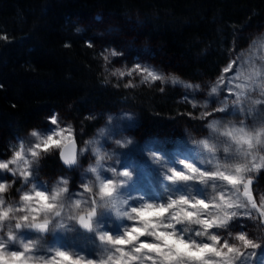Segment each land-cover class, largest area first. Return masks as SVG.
I'll use <instances>...</instances> for the list:
<instances>
[{"label": "rangeland", "instance_id": "obj_1", "mask_svg": "<svg viewBox=\"0 0 264 264\" xmlns=\"http://www.w3.org/2000/svg\"><path fill=\"white\" fill-rule=\"evenodd\" d=\"M78 24L80 33L88 32L91 40L101 47L105 77L111 84L123 88L155 87L164 81L169 70L166 58L157 44L143 39L132 18L123 20L99 14L81 17ZM226 69L215 83L208 84V89L200 90L197 102L190 106L188 119L193 120L192 125L199 134L196 143L174 139L164 144L161 143L163 133L143 136L142 130L135 135L119 120L128 114H109L104 125L92 136H81L78 163L72 170H65L55 182L54 179L46 180L45 171L38 170V159H44L54 152L60 153L69 139L83 134L82 130L73 129L61 112L54 111L28 135L11 142L7 156L0 159V162L8 163V169H0V184L5 185L0 190V211L11 209L9 217L0 221V225H3L0 227V237L7 240L8 228L11 227L17 239L15 243L7 244L6 250H23L21 241H32L38 246L33 250L34 256H50L54 254V249L63 248L82 259H92L97 264L109 258L114 262L121 258L118 249L131 253L133 246L112 245L106 239H100L102 234L118 236L123 234L126 226L142 227L140 219L135 216L130 219L124 214L130 213L131 206H140L145 201L167 202L170 197L183 195L206 199L210 206H220L204 210L205 214L215 213L216 225L206 234L196 237L198 241L211 242L210 235L219 234L221 241L218 246L227 240L230 246L240 247L242 242L238 237L242 233L258 245L243 249L247 264H262L264 204L261 201L264 198V183H255V175L264 172V143L257 144L256 151L245 158L240 145L228 133L237 128L253 132L264 127V124L249 120L254 109L259 108L264 112V20L258 29L248 31L246 45L238 48ZM213 86L217 88L216 92H212ZM177 87L181 88L180 96L186 103L190 100L189 94L196 89L191 81H179ZM52 116L57 121L54 125L50 120ZM53 132L56 135L45 149L43 138ZM218 137L227 139L240 151L221 156ZM37 144L41 146L37 148ZM33 151L37 153L36 156H33ZM17 152H20L19 157L16 156ZM181 161L193 163L204 171H226L229 174H235L238 165L252 166L247 175L252 180L249 188L256 208L253 209L250 203L247 209L241 206L247 197H244L240 185L237 200L233 186L218 178L175 182L166 179L173 168L187 171ZM124 169L128 170L130 176H124ZM108 179L113 180L111 192L101 194V185ZM121 181L124 183L121 184ZM36 191H45L47 198L39 203L36 200H23L26 194L34 196ZM54 193H59L55 200L59 215L51 210L47 213L38 210L42 204L53 203ZM29 204L32 210L27 214L30 217L35 215L37 223L48 219L46 231L15 229L16 216L25 214ZM253 210L261 212V218L255 217ZM90 213L92 228L85 229L79 218H88ZM157 215V209H144L145 220H154ZM202 218L208 216L203 215ZM177 227L187 238H194V228L204 232L202 225L189 223ZM140 239L155 242L150 236H141ZM233 264L238 262L233 261Z\"/></svg>", "mask_w": 264, "mask_h": 264}, {"label": "trees", "instance_id": "obj_2", "mask_svg": "<svg viewBox=\"0 0 264 264\" xmlns=\"http://www.w3.org/2000/svg\"><path fill=\"white\" fill-rule=\"evenodd\" d=\"M99 14L132 18L143 39L159 46L169 65L161 85L123 88L107 81L101 47L78 24ZM263 20L264 0H0V159L54 111L83 131L78 141L109 114H128L119 120L135 135L142 130L143 136L163 133L164 144L198 142L190 106ZM179 81L196 85L187 103ZM250 119L263 125L264 112L256 108ZM217 141L221 156L240 151L227 139ZM36 167L55 182L73 168L58 152L38 159ZM255 183H264V172Z\"/></svg>", "mask_w": 264, "mask_h": 264}, {"label": "snow or ice", "instance_id": "obj_3", "mask_svg": "<svg viewBox=\"0 0 264 264\" xmlns=\"http://www.w3.org/2000/svg\"><path fill=\"white\" fill-rule=\"evenodd\" d=\"M140 67L139 64L136 65ZM227 71V69H225ZM212 92H216L217 88L212 87ZM51 123L56 124V117H50ZM35 135V133H33ZM53 135L56 133H50L43 138L42 144L46 149L49 142L52 141ZM228 135L234 139L237 144L240 145L241 150L245 158L252 154L257 144L264 143V127L253 130V132H247L243 128H237L231 130ZM41 145L37 144L39 148ZM246 146V147H245ZM37 153L33 151V156ZM16 156H20V152L16 153ZM15 163V160L12 161ZM67 163H72V160H67ZM183 168L187 171H178L171 169V174L166 177L169 181H188V180H201L207 181L209 179H219L227 181L233 186L235 192V198L239 200V193L241 191L238 185L243 187V195L247 197V201L241 203V206L247 209L248 204H251L253 209L256 208V203L252 199V192L249 185L252 184V180L248 173L251 171L250 165H238L235 168V174H229L226 171H204L198 168L196 165L190 162L181 161ZM0 169H8L7 162H0ZM124 176H130L127 169H124ZM124 181H121L123 184ZM113 185V180L108 179L101 185V194H110ZM4 184H0V190H3ZM59 193H54L52 196L53 203L42 204L40 211L46 213L51 210L56 215V197ZM47 193L45 191H36L34 196L25 195L23 200L32 201L36 200L37 203L41 199H46ZM224 197L221 195V200ZM2 203V201H0ZM264 204V198L261 201ZM140 206H131L130 213H124L131 219L133 216L140 219L142 227L127 226L123 230L122 235L113 236L112 234L105 233L100 236L101 240H107L112 245L128 244L133 246L131 253L120 252V259L112 261L101 260L98 264H233V261H237L238 264H247L246 257L244 256L243 249L246 247L256 248L258 245L248 240L242 233L239 235V240L242 242L240 247L229 245L225 240L222 246H218L221 241V235H210L211 242L198 241L196 237H200L202 234H206L208 229H212L216 225L215 213H204L205 209L210 207H220L218 205H212L206 201V199L189 198L188 196H179L176 198H169L167 202H153L145 201ZM231 207V205H229ZM144 209H157L158 215L154 220H145L143 218ZM32 210L31 204L25 208V214L16 216L15 229L29 228L36 229L38 231H46L49 227L48 219H44L43 223L36 222V216L31 217L27 214ZM11 209L0 211V221L9 217ZM168 215L165 216L164 214ZM91 213L88 218L81 216L80 224L85 229L92 228ZM203 215H207L208 218H202ZM202 225L204 232L198 231L194 228V238H187L186 235L179 230L177 226L188 225ZM223 224V222H222ZM3 227V225H0ZM141 236H150L154 238L155 242H149L147 240L141 241ZM17 239L16 233L11 227L8 228V239L5 240L0 237V264H97L92 259H82L68 250L63 248L54 249V254L50 256H34L33 250L38 246L33 244L32 241H21L23 250H6L7 244L15 243ZM135 242V243H134ZM255 255V253H251ZM219 258V259H217ZM264 264V261H262Z\"/></svg>", "mask_w": 264, "mask_h": 264}, {"label": "water", "instance_id": "obj_4", "mask_svg": "<svg viewBox=\"0 0 264 264\" xmlns=\"http://www.w3.org/2000/svg\"><path fill=\"white\" fill-rule=\"evenodd\" d=\"M78 157V142L76 138L67 141L61 148L60 158L65 166L75 165ZM67 160H72V163H67Z\"/></svg>", "mask_w": 264, "mask_h": 264}]
</instances>
